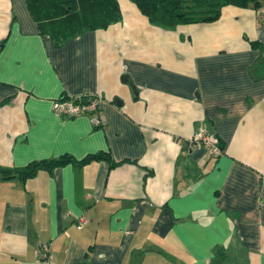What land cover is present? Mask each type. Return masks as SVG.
Wrapping results in <instances>:
<instances>
[{
    "label": "crops",
    "instance_id": "crops-1",
    "mask_svg": "<svg viewBox=\"0 0 264 264\" xmlns=\"http://www.w3.org/2000/svg\"><path fill=\"white\" fill-rule=\"evenodd\" d=\"M119 1L57 44L0 0V165L75 160L0 178V264H41L43 242L55 264H264V6L168 28ZM63 94L100 96L104 124L57 115ZM100 152L116 165L77 162Z\"/></svg>",
    "mask_w": 264,
    "mask_h": 264
},
{
    "label": "trees",
    "instance_id": "trees-1",
    "mask_svg": "<svg viewBox=\"0 0 264 264\" xmlns=\"http://www.w3.org/2000/svg\"><path fill=\"white\" fill-rule=\"evenodd\" d=\"M153 24L174 28L191 22H211L221 16L226 5L252 7L264 6V0H131ZM41 33L49 35L57 44L79 35L83 31L106 29L122 19L119 0H25ZM61 97L68 98L63 94ZM93 96H82L78 101L88 102ZM93 160H107L115 166L107 152L88 155L80 165ZM75 160L70 155L40 160L24 167L0 165V178H17L23 182L40 170L53 171Z\"/></svg>",
    "mask_w": 264,
    "mask_h": 264
},
{
    "label": "built area",
    "instance_id": "built-area-1",
    "mask_svg": "<svg viewBox=\"0 0 264 264\" xmlns=\"http://www.w3.org/2000/svg\"><path fill=\"white\" fill-rule=\"evenodd\" d=\"M68 95V94H66ZM82 95H68V98L58 97L53 100V109L57 115L79 116L87 115L90 117L92 123L96 126L104 124V115L99 108L100 96L95 95L88 102L78 101ZM200 142H203L208 147V153L211 155H219L222 153L221 148L218 146V139L207 132L200 134ZM85 222V217L80 218L79 225ZM40 263L41 264H55L51 260L50 243L43 242L40 245Z\"/></svg>",
    "mask_w": 264,
    "mask_h": 264
},
{
    "label": "water",
    "instance_id": "water-1",
    "mask_svg": "<svg viewBox=\"0 0 264 264\" xmlns=\"http://www.w3.org/2000/svg\"><path fill=\"white\" fill-rule=\"evenodd\" d=\"M123 81L132 84V82L128 79V77H127L126 75H123ZM132 85H133V84H132ZM210 130H211L212 133L215 132V130L213 129L212 126H210ZM214 134H215V133H214Z\"/></svg>",
    "mask_w": 264,
    "mask_h": 264
}]
</instances>
